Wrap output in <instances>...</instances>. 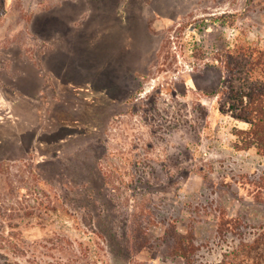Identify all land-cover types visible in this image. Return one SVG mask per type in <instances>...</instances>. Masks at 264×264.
Instances as JSON below:
<instances>
[{"label": "rangeland", "instance_id": "obj_1", "mask_svg": "<svg viewBox=\"0 0 264 264\" xmlns=\"http://www.w3.org/2000/svg\"><path fill=\"white\" fill-rule=\"evenodd\" d=\"M59 43L54 63L70 78H105L128 96L48 88L39 115L16 102L17 127L0 128L2 178L56 208L19 241L24 255L0 264H187L165 242L170 229L194 233L195 264H218L261 232L264 157L239 149V75L215 59L228 46L264 49V0H0L4 98ZM37 116L45 137L30 145Z\"/></svg>", "mask_w": 264, "mask_h": 264}, {"label": "trees", "instance_id": "obj_2", "mask_svg": "<svg viewBox=\"0 0 264 264\" xmlns=\"http://www.w3.org/2000/svg\"><path fill=\"white\" fill-rule=\"evenodd\" d=\"M215 61L233 77L235 74L239 75L241 88L237 92L239 97L237 118L249 124L248 130L236 132L241 143L239 149L247 150L253 147L264 157V49L228 46L223 54H218ZM6 162L0 161V259L8 260L9 255L16 258L24 255L19 241L23 240L25 233L34 226L48 222L52 218L51 212L55 211L56 207L52 208L50 200L37 198V192L30 193L25 188L23 189L26 193L20 197L19 189L13 185L12 180L2 178ZM33 167L28 166V177H35ZM39 185L46 186L44 181ZM226 224L233 227L238 225L229 222ZM133 233L134 237L135 235L140 237L143 241L141 243L147 242L146 232L135 228ZM166 236L165 242L173 256L180 257L187 264H195L194 257L198 248L192 231L181 233L170 229L167 230ZM164 239L162 238L163 242ZM19 251L21 255L18 254ZM218 264H264V228L253 239L240 241L225 252Z\"/></svg>", "mask_w": 264, "mask_h": 264}, {"label": "crops", "instance_id": "obj_3", "mask_svg": "<svg viewBox=\"0 0 264 264\" xmlns=\"http://www.w3.org/2000/svg\"><path fill=\"white\" fill-rule=\"evenodd\" d=\"M60 43L49 53L46 55L45 61L46 64L41 66H30L25 67L21 74H17L16 77L12 78L8 85H6L8 96L5 95V98L9 101V106H6L7 103L4 101V94L3 90L2 93L0 92V128L5 125V123H9L12 120L13 127H17L19 122V117L14 113V106L18 100L21 98L28 100L30 103H33L35 106V113L39 115L40 113H44L42 111L44 109L45 102L46 104L49 103L48 100H45L44 97L48 96L47 89L50 88L52 93L55 92L56 96L62 95V90L66 88H76L80 85L89 87V90L92 93H96L98 95L104 96L111 101L121 102L128 95L121 96L120 87H111V85L107 84V88L105 83L98 81L96 77H91L92 79H84V78H77V73L72 74V78H76L77 80L72 81L69 77V73L67 72V65L64 66V60L58 61L56 64L54 63L55 57L59 56L60 54H64L62 50L67 51V49L60 48ZM59 50H56V49ZM101 74V73H100ZM95 76H100L97 73ZM34 78V80H33ZM101 78V76H100ZM90 80V82H89ZM93 82V84H92ZM54 95V96H55ZM6 100V99H5ZM38 117V116H37ZM44 118V117H43ZM42 116L37 118V123L34 125L29 126L28 128L24 129L25 133L22 136V140H28L30 145H36L37 143H42V138L45 137L44 134L41 132L38 134V129H41V124L43 121ZM21 139V136H20ZM26 145V144H25ZM30 150L31 147H26Z\"/></svg>", "mask_w": 264, "mask_h": 264}]
</instances>
